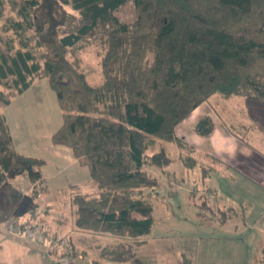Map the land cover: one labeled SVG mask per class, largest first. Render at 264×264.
Masks as SVG:
<instances>
[{
    "label": "trees",
    "instance_id": "obj_1",
    "mask_svg": "<svg viewBox=\"0 0 264 264\" xmlns=\"http://www.w3.org/2000/svg\"><path fill=\"white\" fill-rule=\"evenodd\" d=\"M129 3L135 20L124 23L114 12ZM81 41L103 46L99 85L81 70ZM40 79L61 111L52 145L96 156L89 177L97 193H71L73 225L123 238L98 247L100 260L143 264L136 250L154 225L144 192L159 185L145 167L173 163L163 146L147 151L156 141L186 149L176 126L215 94L264 101V0H0V102ZM11 139L0 112V185L23 175L40 183L44 160L17 152ZM217 209L221 223L231 218L230 207Z\"/></svg>",
    "mask_w": 264,
    "mask_h": 264
},
{
    "label": "rangeland",
    "instance_id": "obj_2",
    "mask_svg": "<svg viewBox=\"0 0 264 264\" xmlns=\"http://www.w3.org/2000/svg\"><path fill=\"white\" fill-rule=\"evenodd\" d=\"M114 14L124 23L135 20L132 3ZM37 15L36 24L40 25L46 20L45 11H39ZM80 44L83 49L79 53L81 70L92 85H99V58L103 46L99 41H81ZM260 101L251 97L224 98L215 94L176 126L175 134L188 144L186 149L160 141L148 149L147 153L151 154L163 146L173 159V163L164 171L153 166L145 167L159 180L158 187L144 192L152 205L154 225L151 233L144 237L150 241L149 245L143 246L139 252L146 257L154 253L151 264H180L183 259H187L190 264H264L263 237L252 227L254 221L257 224L264 223V156L259 153V149H250L246 157H238L241 148L237 144L229 155L226 141L232 133L244 136V127L239 123H243L242 119L246 120L242 114H248L249 109L253 111L255 119H264V103ZM17 103L29 108L31 116L28 119L32 121L29 125L35 130L39 128L42 135L60 124L61 111L44 79L35 81L30 89L15 100L14 105ZM4 106L0 102V112L7 114ZM258 113L260 116H257ZM249 130L257 131V128ZM255 141L256 138L253 142L257 145ZM39 151V155H45L47 162H53L52 155H56L67 163L56 169L59 175H55L46 188L45 185L44 188L30 186L23 176L0 185V264H62L64 251L53 246L54 241L59 244L61 239L72 251L73 260L70 264H90L89 259L97 252L96 245L111 248L123 240L109 234L82 231L73 225L69 197L77 190L85 194L97 193L88 174L82 173L83 167L90 173L96 156L88 159L71 156L72 152L61 155ZM189 155L196 160L191 168L185 167L178 159ZM231 156L239 159L236 166L238 171L230 164H225L231 162ZM120 159L121 151H113L112 162L119 166ZM50 168L53 169L47 166L44 171L47 173ZM203 169L208 170L205 171V177H202ZM246 174L248 179L242 178ZM69 182L77 185L76 188L66 187ZM224 205L245 209L247 226L243 229L222 226L223 223L219 221L222 214L217 208L221 207L225 211ZM43 207H47V210ZM10 210H13L11 214ZM240 213L241 209L232 210L231 218L241 220ZM9 219H16L26 227L37 226L36 229L44 235L43 243L8 232L5 222ZM34 253L40 254L42 260L34 259Z\"/></svg>",
    "mask_w": 264,
    "mask_h": 264
},
{
    "label": "crops",
    "instance_id": "obj_3",
    "mask_svg": "<svg viewBox=\"0 0 264 264\" xmlns=\"http://www.w3.org/2000/svg\"><path fill=\"white\" fill-rule=\"evenodd\" d=\"M37 81L38 80H36V82ZM34 83H35V81L33 82V84ZM32 85L28 89H30L32 87ZM24 92L22 94H20V95H17L15 97H13L11 99L10 103L8 105L4 106V108H7V114H3V115L5 116V118L7 120V123H8V126H9V130H10V134H11V138H12L11 139L12 148L14 150H16L17 152L23 154V155L37 157V158H40V159L44 160V165L41 167L42 180L40 182V185H39V183H30L25 175H23V177H25L27 179L28 184L30 186H32V187L36 186L38 184L37 187L41 186L42 188H44L43 185H45V188H46L48 186L47 184L51 181V179H53V177L55 175H59V172H57L56 169H58V167L60 168L61 167L60 165H63L64 163H67V162H65L62 159L61 156L57 157L56 155H52V158L54 159L53 162L52 161L47 162V160H45V157H44L45 155L44 156L43 155H39V152H40L39 149L43 150V151H48L49 153H56V154L57 153H59V154L61 153V155H69L70 152H72V151L69 148L64 147V146L52 145V143L50 141L51 135L61 125V122H62V118L61 117H60V124H57V126L54 128V130L50 131L46 135L40 134L41 130L39 128H38V130H35V129L32 128V126H30L31 125L30 122H32V121H31V119H28V116L29 117L31 116L30 115L31 113L29 112V108H24L19 103L14 105L15 104V100L19 96H22L24 94ZM251 98H254V97H251ZM54 99H55V96H54ZM258 101H260V100H258ZM260 102L264 103V101H260ZM55 104H56V106H57V108L59 110V107H58V105L56 103V99H55ZM40 113H41V111H40ZM242 115H244L246 117V120L242 119L243 123H239V125L244 127L243 129L245 131V134H244L243 137H239L237 135H234L233 133L231 134V136L226 140V141H228L227 142V146L229 148L228 149V154L230 155V154H232L234 152L233 147H234L235 144H237L238 147L241 148V152H240L238 157H240V156L246 157L249 154L250 149H259L260 150L259 153L262 156H264V119H260V117H259V119H255V116L253 115V111H251L250 109L248 110V114H242ZM257 116H260V114L258 113ZM255 127L257 128V131H250L249 130V128H255ZM254 138H256L255 142L257 143V145L253 142ZM30 149L35 150V151H32ZM43 151H41V152H43ZM42 154H44V153H42ZM71 156H72V153H71ZM79 158H82V157H79ZM84 158H87V157L84 156ZM75 159H77V158H75ZM218 161H220V160H218ZM225 164L226 165L230 164L232 167H234L233 169L236 171L238 169V167H236V166H238V164H239V159L237 158V156L236 157L233 156L231 158V162H227ZM47 166H51L53 169L50 168L49 169L50 171L46 173L44 171V168L47 167ZM76 168L77 169H82L81 167H76ZM51 172H54V174L51 173ZM83 172H85L83 175L88 174V178L90 180L89 173L87 172L85 167H83V169H82V173ZM242 178L248 179V174L242 175ZM69 183L66 184V187H71V188H74V189L76 188L77 185L71 184V183L69 184ZM92 186H94V185H92ZM206 188H209V186L207 187V185H206ZM210 189H212V188L210 187ZM224 206H226V205H224ZM226 207H230L233 210L241 209V213H240L241 220H239V219L237 220V219L232 217L231 219H229L226 222H224L223 224H221L222 226L229 225L231 228L235 227V229H237V228H242L243 229V227L247 226L248 223L246 222V219H245V214H246L245 209L241 208V206L239 208H236V207H233V206H226ZM43 208H45V210H47V207H43ZM218 208H221V207H218ZM12 211L10 210V214L12 213ZM262 222H264V221H262ZM252 227H254V229H256V231L263 237L262 240L264 241V223L257 224L256 221H254V223H252ZM102 239H103V237H102ZM145 240H146V244L140 246L136 250V255L141 260V262L143 264H151V259H153V254L154 253H151V254L147 255V257H146V255H142L139 252V250L143 246H148L149 245L150 241L147 238ZM98 247H102V246L101 245H96V249ZM29 256L31 258V253L29 254ZM32 257L34 259H36V260H39V261L42 260L40 254H38V253H34V255ZM89 261H90V264H95V262H98L99 264H128V263H117V262H110V261H102V260H100L98 258V253L97 252L95 253V256L92 255V257L89 259Z\"/></svg>",
    "mask_w": 264,
    "mask_h": 264
},
{
    "label": "built area",
    "instance_id": "obj_4",
    "mask_svg": "<svg viewBox=\"0 0 264 264\" xmlns=\"http://www.w3.org/2000/svg\"><path fill=\"white\" fill-rule=\"evenodd\" d=\"M5 227L8 232H10L13 235H17L19 237H25L31 241H34L36 243H43L44 235L40 230L36 228H30L26 227L19 222L16 221V219H9L5 222ZM52 242V241H51ZM57 241H54L53 246L55 245L58 247L61 251L63 250L65 254L62 264H70L72 262V251L66 246L67 244L62 239L60 240L59 244L56 243ZM53 243V242H52ZM70 254V255H69Z\"/></svg>",
    "mask_w": 264,
    "mask_h": 264
}]
</instances>
